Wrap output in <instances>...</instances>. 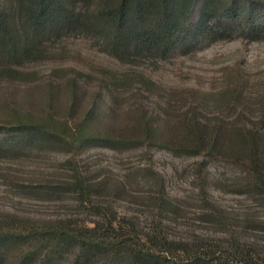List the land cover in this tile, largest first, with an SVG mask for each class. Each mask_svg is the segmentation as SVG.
<instances>
[{
	"label": "rangeland",
	"instance_id": "rangeland-1",
	"mask_svg": "<svg viewBox=\"0 0 264 264\" xmlns=\"http://www.w3.org/2000/svg\"><path fill=\"white\" fill-rule=\"evenodd\" d=\"M98 1L78 0L74 13L82 19ZM198 4L188 17L190 23L196 21ZM252 19L259 18L249 22ZM245 21L239 18L237 33L228 40L203 44L193 51L176 49L165 56L128 54L120 60L108 54L94 31L61 24L53 32L45 30L37 58L18 61L16 67L22 74L15 79L0 75V126L10 125L7 113L13 109L34 115L49 111L71 124L95 105L104 117L92 127L107 130L114 126L136 140L118 149L88 147L70 162L63 147L38 144L3 128L0 222L13 223L21 231L44 230L58 221L79 224L103 216L132 222L134 237L145 246V236L153 234L184 244L189 251L206 248L215 257L229 253L237 243L247 257H230L229 264H264V200L232 192L244 176L242 167L223 158L187 152L178 146L186 144L178 143L180 136L168 147L140 140L136 123L139 114L171 122L195 116L232 132L264 133V32L255 40L256 34H238V26ZM110 78L119 79L112 98L104 85ZM72 79L79 86L80 98L69 112ZM48 88L53 90V101H49ZM74 171L97 185V195L91 196L93 208L79 205L67 190ZM44 241L12 246L0 264H16L26 252L33 254L25 264L42 263L52 250L50 242ZM71 251L58 254L60 263L70 261ZM86 264L109 263L92 256Z\"/></svg>",
	"mask_w": 264,
	"mask_h": 264
},
{
	"label": "trees",
	"instance_id": "trees-1",
	"mask_svg": "<svg viewBox=\"0 0 264 264\" xmlns=\"http://www.w3.org/2000/svg\"><path fill=\"white\" fill-rule=\"evenodd\" d=\"M76 1L0 0V75L18 78L22 74L16 67L18 61L37 58L41 52L38 42L42 33L47 29L57 30L59 24L94 31L102 39L108 54L119 60L128 54L165 56L176 49L185 53L203 44L228 40L237 33L235 23L239 18L247 22L238 26V34H256L255 40L264 32V2L259 0L241 2L238 4L240 10L235 0H99L92 13L86 12L82 19L80 14L74 13ZM198 2L196 21L190 23L188 17ZM252 17L259 19L249 22ZM108 80L104 85L112 98L119 79ZM68 85L67 110L72 112L79 102V86L73 79ZM47 95L49 101H53L51 88L47 89ZM19 113L14 109L8 111L10 125L0 126V132L4 128L29 140L34 139L38 144L61 146L69 154L70 162L76 153L88 147L118 149L136 140L123 135L114 126L107 130L92 127L95 120L104 117L95 105L71 124L64 118H55L49 111L35 115ZM136 123L140 126V140L143 138L168 147L173 145L174 137L180 136L178 143L183 140L186 144L178 146L187 152L212 159L223 158L239 165L244 176L234 184L232 192L264 200V133L250 129L232 132L233 129L216 123H202L195 116L171 122L161 118L157 121L146 119L139 114ZM97 189L96 184L86 181L78 171L72 173L67 183V190L74 194L75 201L92 208L96 205L91 203V196L97 195ZM159 201L166 204L162 198ZM134 234L132 222L122 223L103 216L79 224L58 221L44 230L28 228L21 231L13 227V223L0 222V262L12 246L27 244L30 240L48 241L50 249L57 250L54 252L56 259L51 250L42 257L40 264H62L58 254L70 249L73 250L72 258L63 264H86L92 256L104 257L109 264H229L230 257H247L246 251L243 252L237 243L232 244L229 253L214 257V251L207 252L206 248L202 251L199 246L189 251L184 244L169 243L153 234L145 236L148 243L145 246L138 243ZM30 254L33 253L26 252L16 264H25Z\"/></svg>",
	"mask_w": 264,
	"mask_h": 264
}]
</instances>
